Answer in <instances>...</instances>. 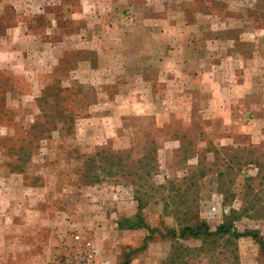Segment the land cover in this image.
<instances>
[{
	"label": "rangeland",
	"instance_id": "obj_1",
	"mask_svg": "<svg viewBox=\"0 0 264 264\" xmlns=\"http://www.w3.org/2000/svg\"><path fill=\"white\" fill-rule=\"evenodd\" d=\"M73 7L78 8L75 1ZM170 7L181 25L195 19L197 27L223 28V38L238 35L232 28H264V0H174ZM4 8L0 33L14 13ZM66 8L71 7L48 6L60 16L59 31L75 28V21L63 19ZM166 8L160 3L159 10ZM31 22L33 30L48 31L45 16ZM255 36L264 46V32ZM86 37L66 36L61 47L30 42L33 51L18 52L2 50L7 38L0 37V222L51 224L27 225L24 231L32 234L13 238L4 228L0 264H37L23 252L30 235L27 244L35 252L46 245L44 264H121L126 253L129 264H264V251L252 236L229 242L179 239L168 232L202 221L214 230L230 216L241 232L258 230L264 238V132L221 143L208 124L214 117L200 112L208 97L190 109L171 101L176 105L170 121L149 113L146 100L131 105L134 113L103 115L102 84L112 75L94 73L104 56L90 50L94 43ZM104 87L119 105L116 85ZM106 147L123 151L132 166L116 165V159L93 165L88 157ZM218 189L224 191L225 210L217 205ZM140 203L154 231L120 226L124 218L136 219Z\"/></svg>",
	"mask_w": 264,
	"mask_h": 264
},
{
	"label": "crops",
	"instance_id": "obj_2",
	"mask_svg": "<svg viewBox=\"0 0 264 264\" xmlns=\"http://www.w3.org/2000/svg\"><path fill=\"white\" fill-rule=\"evenodd\" d=\"M74 1L78 5L77 9H73ZM173 1L0 0L3 7L0 8V24L5 13L4 7L9 5L14 9L13 15L8 17V23L2 26L5 30L0 33V37L7 40L1 49L13 52L21 49L33 51L29 46L30 42L61 47L66 41V36L68 38L87 35L86 39L94 43L90 50L102 52L104 56L102 68L93 67L94 73L101 70L105 78H111L112 75V79L102 84V95L106 99L99 104L107 105L100 112L103 115L131 114L134 113V110L131 111V105L150 101L147 103L151 108L149 113L170 121L174 114L173 107L176 105L174 102L181 100L182 107L190 109L188 107L193 105L195 100H205L208 97V104L202 105L200 112L205 117L208 112L214 117L215 123L208 124L212 131L218 133V141L233 144L241 133L262 135L264 46L259 44L261 39L255 36V32H264V28H232L229 31H236L238 35L232 33L231 36L223 38V28L197 27L194 26L195 19L186 21V25L175 21L174 16L170 15L175 12V7H170ZM57 3L71 7L70 13L66 8L63 19L75 21V28L72 26L71 30L66 29L68 27L63 31L57 30L60 16L56 10L48 9L49 5ZM160 3L167 8L159 10ZM35 5H38L37 9ZM35 16H45L50 20V25L46 28L48 31L42 33L33 30L31 20ZM177 17L187 19L185 14L181 16L178 13ZM240 42L249 43L252 47H240ZM116 67L120 69L118 75L116 70H113ZM134 83L139 86H132ZM109 84L116 85L113 92L115 96L119 95V105H116L114 98L111 100L110 92L104 87ZM205 91L208 92L206 96L201 93ZM135 98L136 102H133ZM160 100L166 102L165 106H160ZM158 125L165 126L168 123L160 122ZM206 126L207 123L203 128L199 127V130L203 131ZM217 191L222 197L217 205L225 210L227 206L224 191ZM27 225H38L37 229L51 227L47 226L51 225L50 222H0V234L4 228L10 238L19 233L32 234L30 230L24 231ZM262 229L264 233V225ZM24 238L26 241L23 252L28 253L29 259H38L37 264H44L46 245L39 246L40 250L35 252L34 247L27 244L31 235Z\"/></svg>",
	"mask_w": 264,
	"mask_h": 264
},
{
	"label": "trees",
	"instance_id": "obj_3",
	"mask_svg": "<svg viewBox=\"0 0 264 264\" xmlns=\"http://www.w3.org/2000/svg\"><path fill=\"white\" fill-rule=\"evenodd\" d=\"M88 159L89 161H92L93 165H95L98 161L101 163H109L110 165H112L115 159L118 160L116 165L119 163L122 164L123 166H127L130 163L127 161L123 151L121 150L112 151L110 147H106L98 150L94 155L89 156ZM125 160L126 162L124 164ZM133 165H135V162H133ZM139 208H140V212L136 215V219L129 217L124 218L120 221V226L122 228H128V229L148 228L151 231H154L155 228L149 226V224H147V222L145 221V217L141 212L142 209L141 203L139 205ZM235 223L236 222L233 217L227 216L226 219L222 223H220L214 230L211 228V225L207 221H202L193 226H189V225L184 226L179 233L174 228H169L168 232L171 233L174 238H179V239L193 237V238H203L204 240H207L209 238L226 237L229 240V242H231L232 239L236 240L243 236H252L256 240V242L260 244L262 250L264 251V238L261 236L258 230H245L241 232L237 228ZM179 258L182 259L181 257ZM129 260H130V253H126V258L121 264H129Z\"/></svg>",
	"mask_w": 264,
	"mask_h": 264
}]
</instances>
